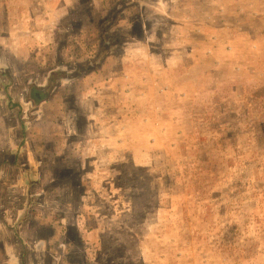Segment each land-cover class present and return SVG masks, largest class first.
<instances>
[{
    "label": "rangeland",
    "instance_id": "rangeland-1",
    "mask_svg": "<svg viewBox=\"0 0 264 264\" xmlns=\"http://www.w3.org/2000/svg\"><path fill=\"white\" fill-rule=\"evenodd\" d=\"M0 264H264V0H0Z\"/></svg>",
    "mask_w": 264,
    "mask_h": 264
}]
</instances>
